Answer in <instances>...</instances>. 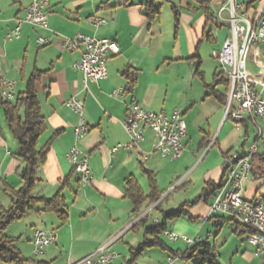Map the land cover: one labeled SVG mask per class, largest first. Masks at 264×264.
I'll return each mask as SVG.
<instances>
[{
  "label": "crops",
  "instance_id": "crops-1",
  "mask_svg": "<svg viewBox=\"0 0 264 264\" xmlns=\"http://www.w3.org/2000/svg\"><path fill=\"white\" fill-rule=\"evenodd\" d=\"M48 1L49 31L25 25L19 39L7 42L6 35L13 29L15 21L24 15L31 0H0V77L1 80L15 82L16 88L18 80L26 83L33 71L45 72L36 86L41 114L46 123L43 133L45 141H38V147L43 146L54 133L57 135L45 163L38 170L40 182L33 194L47 198L53 196L61 181L73 170L66 154L75 143L74 128L78 117L65 106L72 97L83 102V120L89 128L78 146L88 156L91 182L84 189L80 186L75 196L70 191H63V194L66 192L72 197L68 221L59 226L58 238L56 233L55 243L43 251L39 264L73 263L109 244L113 251L118 241H122L127 249L126 258L118 254L119 257L111 264H121L120 261L126 264L129 248H134L139 242L137 237L143 239L142 228L135 229V224L145 214L151 218L150 221H154L156 214L152 206L143 208L139 215L133 212V205L125 198V181L133 178L143 193L148 194V181L142 168L156 175L158 161L163 160L155 154L149 156L148 160L143 159L144 154L150 153L153 143V136L148 131L137 148L111 152L116 144L129 141L122 122L126 105L131 99L151 112L169 114L176 108L182 110L187 132L182 140V156L177 160H187L188 153H195L203 163L216 149V159L203 174L204 184L207 181L217 184L222 178L224 156L245 151L255 141V123L258 124V121L247 119L245 123L235 125L225 116V106L213 96H207L205 88V85L215 82V75L219 71L212 52L221 48L229 31L226 24L213 21L215 10L225 5L226 0H215L204 9L197 0H157L161 11L158 19L153 21L144 16L141 8L144 0ZM234 1L242 6L247 16L255 17L261 10L263 0ZM173 11L177 13V19ZM93 19L106 23L95 26ZM225 31L227 35L220 43L219 36ZM208 32L212 41L205 36ZM76 34L108 39L118 45L119 54L109 55L105 80L88 82L85 87L80 70L72 69V64L80 59V53L63 50L61 43L63 38H72ZM40 36L51 37V44L37 45L36 39ZM129 69L135 73V83L124 93V99H116L111 94L118 89H127L128 82L123 73ZM246 69L258 82H264V43L251 48ZM215 91L226 97L222 86H217ZM261 95L264 99V91ZM211 120L214 131L209 129ZM197 122L206 123L208 132L202 131L205 127H196ZM194 128H199L201 136L194 144L195 152H188L186 140ZM17 149L16 140L7 128L0 107V211L10 204L9 198L2 193L3 179L15 190L21 186L18 172L22 164L14 156ZM263 153L264 141L258 143L257 156L252 162L257 176L243 184L247 200L264 197V176L261 175L264 174V166L260 163V159L264 160ZM71 183L74 185L73 179ZM144 183L146 190L142 187ZM185 183L186 179L177 187ZM168 195L161 196L158 201ZM213 198L192 209L194 213L190 214L198 219L197 222H186L181 218L169 223L168 230L178 237L203 238V243L214 249L220 264H264V258L255 256L254 250L247 246L246 236L234 233L231 223L217 227L212 221L203 222ZM161 208L165 211L162 205ZM33 214L35 217L29 218L28 222H51L52 229L49 231L54 232L53 226L58 222L56 216ZM228 226L231 229L227 233L243 243L235 244L230 258L224 259L223 263L220 260L221 250L231 239L225 232ZM133 229L135 235L129 237L128 233ZM161 239L170 252L179 254L187 249L180 240L169 242L162 236ZM218 244H221L219 249ZM153 250H158L160 254H153ZM153 250L145 251L135 264H167L168 259L172 258L160 249ZM63 252L65 255L62 257ZM171 264L189 263L176 257Z\"/></svg>",
  "mask_w": 264,
  "mask_h": 264
},
{
  "label": "built area",
  "instance_id": "built-area-1",
  "mask_svg": "<svg viewBox=\"0 0 264 264\" xmlns=\"http://www.w3.org/2000/svg\"><path fill=\"white\" fill-rule=\"evenodd\" d=\"M48 0H31L24 15L15 21L11 32L6 35V41L12 42L20 38L23 26L37 30L49 31ZM264 0L261 10L255 17H249L242 10V6L234 0H226L215 10L213 21L226 24L229 28L222 46L212 52V58L217 62L219 71L228 80L226 92L225 116L235 125L252 119L264 124V82H258L246 69L251 48L264 43ZM101 19H93V25L105 24ZM51 37H38L36 44L46 46L51 44ZM61 48L69 53H80V59L72 64V69L82 73L83 83H98L107 78V64L109 55H118V45L108 39H98L83 34H76L72 38H63ZM15 82L1 80V97L13 100L15 97ZM116 99H124V89H118L111 94ZM65 106L78 117L74 128V145L66 154V159L72 169L79 175L81 187L91 182V171L88 156L78 146L79 142L88 134L89 128L83 120V102L76 97L69 99ZM122 127L129 141L126 144H116L111 152L120 149L131 150L137 148L143 140L145 132L153 136L151 151L143 155L144 160L155 154L160 159L174 161L183 153L182 140L186 134V122L180 108L171 113H156L146 110L135 99L126 105L125 118ZM264 140V128L255 123V141L245 151L232 153L223 158L222 169L225 180L217 191L213 202L207 210L205 221L231 220L243 228L253 232L246 237V243L254 250L257 257L264 258V197L260 200H247L244 197L243 184L253 180V158L257 155L258 142ZM153 222H156L154 219ZM169 242L182 241L188 248L204 241L203 238H188L177 236L171 231L163 233ZM208 237L210 235H207ZM56 234L53 231L35 228L32 232V251L35 256L53 245ZM119 256L109 245L99 248L86 257L69 264H111ZM175 258H169L171 264Z\"/></svg>",
  "mask_w": 264,
  "mask_h": 264
},
{
  "label": "trees",
  "instance_id": "trees-1",
  "mask_svg": "<svg viewBox=\"0 0 264 264\" xmlns=\"http://www.w3.org/2000/svg\"><path fill=\"white\" fill-rule=\"evenodd\" d=\"M197 1L204 9L206 5H209L215 0ZM156 3L157 0H144L141 4L144 16L149 21L158 19L160 15L159 12L161 11V6ZM174 17L177 19L176 12H174ZM208 21L211 22L210 17H208ZM205 36L208 38L210 37L212 41L210 32ZM44 73L45 72L40 70L33 71L25 83L24 90L15 94L14 99L11 101L3 99L0 94V107L4 115L5 123L14 140H16L18 147L14 156L22 164L18 172V178L21 181V186L18 189L15 190L8 186L4 179L2 183V193L9 198L10 204L7 208H2L0 211V264H28L30 262L15 248L14 243L16 239L3 235L6 228L11 223L22 220L27 213L32 212L35 214H53L56 216L55 218L60 226L65 225L68 221V211L65 205L63 191H70L75 196L81 186L78 177L79 175L72 170L71 174L61 181L57 192L53 196L47 198L35 196L33 194L37 184L40 182L37 177L38 170L45 163L51 143L57 135V133H54L43 146L38 147L39 138L42 137L46 130V123L45 118L41 114L36 86L40 82V78ZM123 76L128 82L127 89H124V93H127L128 89L132 88L135 83V73L133 69H129L123 73ZM217 86H222L224 92H227L229 87L228 80L223 77L220 71L215 75V82L211 85H205V88L207 90V96H213L218 100L219 104L225 106V104H227L226 97L222 93L215 91ZM1 88L0 77V91ZM243 123H245V121L241 122V124ZM256 156H254V158ZM260 163L264 166V160L260 159ZM142 171L147 177L149 186L148 194H144L138 183L130 177L125 181V198L133 205V212L136 213V215H139L143 208L152 206V209L156 214V222L152 221L151 223V218L145 214L135 224V229L139 227L143 230V242L136 248H129V258L126 261V264H135V261L145 251L150 249L153 250V248L167 252L170 257H178L189 264H220L217 260V255L215 254L214 249L207 243H197L187 248L183 253L176 254L168 250L164 245L161 236L168 230L169 223L181 218H184L191 223L197 222L198 219L193 218L185 208H193L199 203H208L222 187L225 180V172L217 184L213 181L205 182L200 195L193 202H184L179 205L178 209L164 211L161 208V202L163 199L158 201L163 195V192L158 188L156 175L144 168H142ZM252 174L254 177L257 176L253 170ZM261 175L264 176V174ZM72 179L74 185L71 183ZM212 222H214L217 227L218 225L221 226L228 222L231 223L234 228V233L237 236L249 237L253 234L252 231L243 228L231 220L220 219L218 223L217 221Z\"/></svg>",
  "mask_w": 264,
  "mask_h": 264
},
{
  "label": "rangeland",
  "instance_id": "rangeland-1",
  "mask_svg": "<svg viewBox=\"0 0 264 264\" xmlns=\"http://www.w3.org/2000/svg\"><path fill=\"white\" fill-rule=\"evenodd\" d=\"M228 33H229V31H228ZM226 35H227V31L222 32L220 34V36H219L220 43L223 41L224 36H226ZM215 63H217V62L215 61ZM211 64H212V62H211ZM216 66H217V70H219L218 64ZM16 85H17L15 88L16 93L22 92V89L25 85V81L21 82L18 80V84H16ZM205 124L206 123H204V122L203 123L197 122L196 127H205L206 126ZM258 124L260 127L264 128V124L262 122L258 121ZM213 127H214V124L212 123V120H211V121H209V129L212 130ZM203 129L204 130H202V131H204L205 133L208 132L206 127ZM212 131H214V130H212ZM200 136H201V131L199 130V128L192 129L191 134L190 135L188 134V138L186 140L187 145H188V147H187L188 152H189V150L195 152V145L194 144L198 142V140L200 139ZM44 141H45V137H44V135H42V137L39 139V142L42 143ZM263 141L260 140L258 143L262 144ZM215 157H216V149H213L212 150V156L209 157L203 163H200V156L196 155L195 153L193 155L188 153V155L186 156V158H188L187 160L184 158V159L176 160L174 162L163 161V160L158 161L159 165H158V169L156 171L157 172L156 173V182H157L159 189L163 192L164 195L169 194L166 198H163V201L161 204L162 207H164L165 211H172L174 209H178L179 205H181L182 203H184V202L191 203L200 195L203 184H204L203 174L205 173V170L211 166V164L213 163V160L216 159ZM253 178H255V177L253 176ZM184 179H186V183L180 187H177V185L180 182H182V180H184ZM142 187L146 190V183H144V185ZM63 195L65 196V199H66L65 205H66V208L68 211L69 207L72 204V197L66 192ZM164 195H162V196H164ZM8 206L9 205H7L6 208ZM194 208H195V206L193 208L187 207L185 209H187V211H189V213H191V212L194 213V211L192 210ZM34 217H35V215L32 212L27 213L22 220H20V221L18 220L17 222L11 223L6 228L5 232L3 233V235L6 237L16 239L14 246L25 259H28L30 261L28 264H39V261H41V256H42L41 254L37 255V256H35L33 254L32 244H31L32 229L34 230L35 228H40V229H43L46 231L52 229L51 222H28L29 218H34ZM204 219H205V216H204ZM204 219H203L204 223L210 222V221H205ZM186 222H189V221L186 220ZM71 223L74 224L76 222H71ZM151 223H152V221H151ZM55 224L56 225L53 227H54V233L56 234L61 227H59L60 226L59 222H55ZM64 228L62 229V232H64L63 231V230H65ZM168 228H169V226H168ZM230 229H231L230 226L225 228L226 234L230 235L231 239L225 244L223 250H221V259L220 260L223 263L225 261L224 259L230 258V254L232 253L233 248L235 247V244H237V243L239 244V242L243 243V241H239L231 233H227L228 230H230ZM134 230L135 229H133V231H130V233H128L129 237H133L135 235ZM162 237H165V236L162 234ZM57 238H58V233H57ZM137 238H138L139 242H137L135 244L134 248H136L140 243L143 242V240H141V237H137ZM221 244H218L217 249H219V246ZM109 246H110V244H109ZM65 249H66V247L64 248V252H65ZM113 249H114L113 251L117 255L118 254L124 255V258H126L125 255L127 253V249L125 248L122 241H118L113 246ZM64 252L62 254V257L66 253V252L65 253ZM152 253L153 254H160V252L158 250H153ZM128 257L129 256H127V258ZM144 260L147 261L146 258H144ZM120 262H121V264H123V261H120ZM235 264H237V262H235ZM242 264H247V263H242Z\"/></svg>",
  "mask_w": 264,
  "mask_h": 264
}]
</instances>
